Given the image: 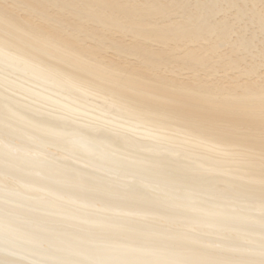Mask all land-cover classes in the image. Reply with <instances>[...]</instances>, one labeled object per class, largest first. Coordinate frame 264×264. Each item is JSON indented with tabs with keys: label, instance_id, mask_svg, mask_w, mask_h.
Listing matches in <instances>:
<instances>
[{
	"label": "bare ground",
	"instance_id": "1",
	"mask_svg": "<svg viewBox=\"0 0 264 264\" xmlns=\"http://www.w3.org/2000/svg\"><path fill=\"white\" fill-rule=\"evenodd\" d=\"M0 264H264V0H0Z\"/></svg>",
	"mask_w": 264,
	"mask_h": 264
}]
</instances>
